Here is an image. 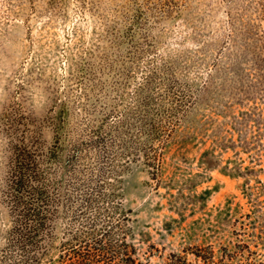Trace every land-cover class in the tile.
Returning <instances> with one entry per match:
<instances>
[{
    "label": "rangeland",
    "instance_id": "obj_1",
    "mask_svg": "<svg viewBox=\"0 0 264 264\" xmlns=\"http://www.w3.org/2000/svg\"><path fill=\"white\" fill-rule=\"evenodd\" d=\"M0 264H264V0H0Z\"/></svg>",
    "mask_w": 264,
    "mask_h": 264
}]
</instances>
